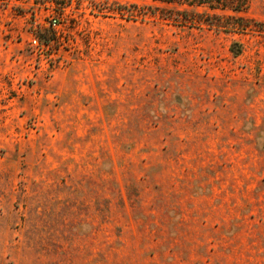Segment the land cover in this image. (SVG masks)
Here are the masks:
<instances>
[{"label":"rangeland","instance_id":"374dc122","mask_svg":"<svg viewBox=\"0 0 264 264\" xmlns=\"http://www.w3.org/2000/svg\"><path fill=\"white\" fill-rule=\"evenodd\" d=\"M0 264H264V0H0Z\"/></svg>","mask_w":264,"mask_h":264},{"label":"trees","instance_id":"16d2710c","mask_svg":"<svg viewBox=\"0 0 264 264\" xmlns=\"http://www.w3.org/2000/svg\"><path fill=\"white\" fill-rule=\"evenodd\" d=\"M166 2H177V3H187L188 5H206L210 9H232L240 11L245 8L248 0H163ZM118 13H122L121 9L117 10ZM207 25H211L209 22H204Z\"/></svg>","mask_w":264,"mask_h":264}]
</instances>
